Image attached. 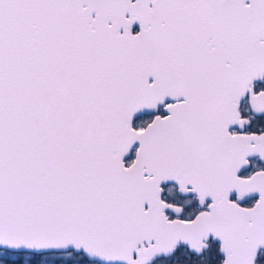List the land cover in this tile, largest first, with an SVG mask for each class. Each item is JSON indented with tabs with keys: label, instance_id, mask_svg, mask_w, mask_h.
Masks as SVG:
<instances>
[{
	"label": "snow or ice",
	"instance_id": "1",
	"mask_svg": "<svg viewBox=\"0 0 264 264\" xmlns=\"http://www.w3.org/2000/svg\"><path fill=\"white\" fill-rule=\"evenodd\" d=\"M257 81L264 0H0V247L264 264Z\"/></svg>",
	"mask_w": 264,
	"mask_h": 264
},
{
	"label": "trees",
	"instance_id": "2",
	"mask_svg": "<svg viewBox=\"0 0 264 264\" xmlns=\"http://www.w3.org/2000/svg\"><path fill=\"white\" fill-rule=\"evenodd\" d=\"M259 87H262L259 86ZM258 87V88H259ZM247 104V103H246ZM135 126L137 125L134 124ZM255 127V125H254ZM4 254L0 255V264H39L41 259L45 256L44 253H33L27 251H11L8 249L0 248ZM203 264H219V259L223 258L222 254L219 252V244L217 242L211 241L210 247L205 251ZM162 257L157 258L152 264H162Z\"/></svg>",
	"mask_w": 264,
	"mask_h": 264
},
{
	"label": "flooded vegetation",
	"instance_id": "3",
	"mask_svg": "<svg viewBox=\"0 0 264 264\" xmlns=\"http://www.w3.org/2000/svg\"><path fill=\"white\" fill-rule=\"evenodd\" d=\"M261 85H262V87H264V81H261V82H259V83H256V86H257V87H259V86H261ZM246 103H247V101L245 100V101H244V104H246ZM160 112L163 113V109H162V107H161V109H160ZM154 114H155V113H153V112H150V113L145 112V113L139 114V115L135 118L134 124L137 123L136 126H143L144 121H145V120H150L151 117H152ZM254 125H256V121H254ZM131 158H132V156H131L130 158H128V159H131ZM250 161H251V164H250V166H249V169L245 170V171H244L245 173H250V172H252V171L257 170L258 168H264V163L261 162V161H259L258 159H250ZM256 199H257V198H251V199H249V200H246V201H244V202L242 203V205L247 206V207H251V206L253 205V203L255 202ZM210 242H211V241H210ZM214 242H215V241H214ZM217 243H218V242H217Z\"/></svg>",
	"mask_w": 264,
	"mask_h": 264
},
{
	"label": "water",
	"instance_id": "4",
	"mask_svg": "<svg viewBox=\"0 0 264 264\" xmlns=\"http://www.w3.org/2000/svg\"><path fill=\"white\" fill-rule=\"evenodd\" d=\"M258 82H261V81H257L256 83H258ZM145 112H148V113H150L151 111H148V110H145L144 112H142V113H145ZM142 113H140V114H142ZM139 115V114H138ZM137 115V116H138ZM136 116V117H137ZM135 117V118H136ZM135 118H134V121H135ZM134 121H133V124H134ZM135 126V125H134ZM131 157V155H129L128 157H126V159H128V158H130ZM250 159H258L259 161H261L260 159H259V157L258 156H253V157H250ZM261 162H263L264 163V161H261ZM250 166V165H249ZM249 166L245 169V170H247V169H249ZM244 170V171H245ZM251 198H257L258 199V194H250V195H248V196H246L245 198H244V200L243 201H240V203L242 204L244 201H246V200H249V199H251ZM242 206H244V205H242ZM247 207V206H246ZM215 242H218V241H215ZM218 244H219V242H218ZM0 248H3V247H0ZM3 249H5V248H3ZM9 250V249H8ZM11 251H14V250H11ZM15 251H27V252H33V253H48V252H56V251H53V250H43V251H40V252H36V251H33V250H28V249H19V250H15ZM69 251H71V249H69ZM222 254V253H221ZM222 256H223V254H222ZM159 258V257H158ZM155 261V260H154ZM153 261V262H154ZM152 262V263H153Z\"/></svg>",
	"mask_w": 264,
	"mask_h": 264
},
{
	"label": "rangeland",
	"instance_id": "5",
	"mask_svg": "<svg viewBox=\"0 0 264 264\" xmlns=\"http://www.w3.org/2000/svg\"><path fill=\"white\" fill-rule=\"evenodd\" d=\"M245 106H247V104H245ZM256 124H257V121H256ZM3 254H4V252L0 251V255H3ZM61 260H62L61 253H59V252H48L41 259V262L39 264H60ZM221 260H222V258L219 259V262ZM26 263L29 264L30 262H26Z\"/></svg>",
	"mask_w": 264,
	"mask_h": 264
}]
</instances>
